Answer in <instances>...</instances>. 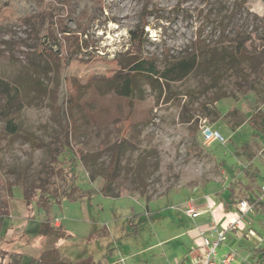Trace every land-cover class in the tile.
Here are the masks:
<instances>
[{"label":"rangeland","instance_id":"1","mask_svg":"<svg viewBox=\"0 0 264 264\" xmlns=\"http://www.w3.org/2000/svg\"><path fill=\"white\" fill-rule=\"evenodd\" d=\"M139 24L142 58L162 71L195 56V70L167 85L159 80L161 89L141 78L140 90L128 97L102 76L89 82L133 55L129 32ZM263 77L262 0H0V80L15 95L6 119L17 128L0 131V174L9 187L2 264H177L203 218L188 217L185 203H206L212 194L224 201L226 192H218L227 177L246 182L242 167L264 177V137L250 140L247 125L264 107ZM6 101L0 89V111ZM62 108L76 126L71 149L83 156L71 164V156L61 155L52 176L44 146L57 147ZM206 127L224 142L205 145ZM115 151L120 168L106 197L100 189ZM68 165L90 196L62 198L47 209L25 205L29 189L53 201L52 193L68 184ZM257 186L262 200L263 181ZM228 217L246 221L254 245L264 246V212ZM55 220L66 238L41 234L44 222L55 227ZM231 238L224 254L235 251L237 264H255L246 252L254 245L243 235Z\"/></svg>","mask_w":264,"mask_h":264},{"label":"trees","instance_id":"2","mask_svg":"<svg viewBox=\"0 0 264 264\" xmlns=\"http://www.w3.org/2000/svg\"><path fill=\"white\" fill-rule=\"evenodd\" d=\"M264 2V0H262ZM30 6H33V4H30ZM26 10V8H23ZM17 13H22L21 8L16 9ZM144 25L139 24L137 25L136 29L129 32V44H130V50L133 53V55L130 56V58L126 61H112V63L115 64V66H112L113 69L111 72H105L104 73H94L92 76L89 77V82L97 80L99 76H102L101 78H104L109 84L110 89L115 92L117 95L128 97L131 96V94L136 91L140 90L141 88V78H146V82L152 87L155 88L157 86L161 89V82H164V84H168V82L173 81H180L184 78H186L193 70H195L197 61L195 56L185 57L176 61L169 62L166 67L159 71L153 61H150L148 59L142 58L141 55V45L143 43L144 38ZM67 31H63L62 34H65ZM70 64L69 61H66L63 68L68 67ZM61 66L58 67V73L60 72ZM104 75V77H103ZM263 86L261 91L259 92L260 97L264 98V77L262 78ZM9 86L7 83L0 80V89L5 93V97H7V101L4 104L3 111H0V131H8L11 134H15L17 131L16 126L13 124L11 119H6L8 117V112L10 109L13 108V103L15 99V95H11L9 90ZM61 131L56 137L57 147L50 148L46 147L45 151L47 155L50 158V161L52 163V168L50 173L47 172V174H51L52 176L54 174H58L59 170V164L62 163L59 157L61 155L71 156V164L73 162L78 160L77 155L75 154L74 150L71 149L70 146V137H72L76 126L74 121L69 117V114L65 111V108L61 109ZM249 126L251 129L256 131L254 133V136H259V133L264 131V108L263 109H256L253 111V114L250 116L248 120ZM253 136V137H254ZM255 138V137H254ZM119 150V148H117ZM80 154V153H79ZM82 152L80 154V159L82 158ZM120 168V164L118 161V152L115 151L109 164L105 167V171L103 174V177L105 178V183L100 189V192L106 196H113V193L111 192V181L114 179L115 175L117 174L118 169ZM68 174L70 173V177H68V184L59 194H53L52 193V200L50 201L48 197L41 193L38 196H36L35 191L28 190L24 193L23 201L25 205L29 206L32 202H36L39 207L46 208L52 203H59L60 199L66 198L71 199L74 196L80 195L81 197L90 196L92 194L91 190L88 191H81L77 184V176L75 172L73 171L72 167L70 168L68 165ZM230 191H233V187H229ZM8 183L4 180V178L0 174V223L3 218H6L8 216V206L6 201L4 200L6 198V195H8ZM250 205H253L256 209L259 208L258 206L261 205L259 202V199H255V201L250 202ZM44 230L41 232V234L54 232L57 236V239L66 238L65 232L61 230L60 227H51L48 226L47 222H44ZM47 252L48 253H52ZM5 257L4 252H0V264H2V260ZM250 258H252V261L255 264H264V247L256 248L251 251ZM79 264H100L95 263L92 260H85L82 263Z\"/></svg>","mask_w":264,"mask_h":264},{"label":"crops","instance_id":"3","mask_svg":"<svg viewBox=\"0 0 264 264\" xmlns=\"http://www.w3.org/2000/svg\"><path fill=\"white\" fill-rule=\"evenodd\" d=\"M263 108H259V109H263ZM252 114L253 112L251 113V115ZM250 116L247 119L248 126H249L248 120ZM251 130L253 132L250 136V140L254 139V137L256 139L259 137H262V138L264 137V131L259 133V136H254V133H256V131H254L253 129ZM260 154L264 156V149L261 151ZM241 174L244 177H246L245 179L246 182L238 180V179L232 180L231 177L229 178L227 177V186L218 192V194H221L222 191L226 192V197L224 201H222L223 199L219 201V198L216 197L214 194H212V195H209V197L211 198V199L209 198V201L206 198V203L204 202V199H201V198L196 200L195 203H191V202L185 203V205H188L191 209H193V211L199 214L195 218H191L190 216L187 215L188 217H190L191 219H198L201 216H203V218L200 221V226H199L200 228L198 230L199 236L191 240L192 241L191 247H190L191 249L190 248L187 249L189 254L186 255L185 257L181 256L178 260L175 259L177 262H179L180 264H198L205 253V248L202 245V237L203 235L205 236V234L212 228H216L218 230H225L227 234V239L229 235H231L229 238V241L233 239L231 237H233L234 235L236 236L243 235L245 238H247V240L252 245H254V243L256 244L255 237L250 235L248 229H246L245 227L247 223L246 221H244L243 219H240V220L235 219L233 222H228L229 220L228 216L236 215V212H238L239 215H241V217L248 216V218H250L254 214V211L256 208L253 205H251L252 210L247 211V212H241L239 209V203L241 201H245L250 205V202L255 201V199H259L257 198V196H255L256 187H258L257 180L259 179L263 181L264 183V177L259 176L257 172H253L246 167L241 168ZM229 187H233V191L232 190L230 191ZM241 195L245 196V198H240ZM259 202L261 205H259L258 206L259 208L257 209H259L261 212H264V199L262 200L259 199ZM233 203H238L237 205L238 208L236 212H232V211L230 212L228 209V205L233 204ZM229 241L226 240V242L220 247L218 254L220 252V255H223L226 252L227 246L229 245ZM261 247H264V246H261ZM261 247H258V245H254L251 247V249H246V252L248 253L247 255H251V251H253V249L261 248ZM187 260H189V262ZM235 264H237V261Z\"/></svg>","mask_w":264,"mask_h":264},{"label":"built area","instance_id":"4","mask_svg":"<svg viewBox=\"0 0 264 264\" xmlns=\"http://www.w3.org/2000/svg\"><path fill=\"white\" fill-rule=\"evenodd\" d=\"M203 143L205 145H210L215 141H219L220 143L224 142L221 134L211 128H204L202 131ZM239 209L241 212H247L252 210V206L249 205L245 201H241L239 203ZM185 214L190 216L191 218L197 217L199 214L193 209H191L188 205L184 208ZM55 227L59 226L57 220L53 223ZM227 234L225 230H218L216 228H212L209 230L205 236L202 237V245L205 248V253L198 264H235L236 262V252L231 251L227 254L219 255L218 251L220 247L226 242ZM177 264H180L179 262Z\"/></svg>","mask_w":264,"mask_h":264}]
</instances>
